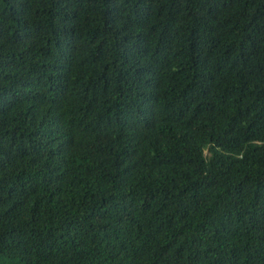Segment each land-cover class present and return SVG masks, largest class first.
I'll return each mask as SVG.
<instances>
[{
	"label": "trees",
	"instance_id": "1",
	"mask_svg": "<svg viewBox=\"0 0 264 264\" xmlns=\"http://www.w3.org/2000/svg\"><path fill=\"white\" fill-rule=\"evenodd\" d=\"M0 264H264V0H0Z\"/></svg>",
	"mask_w": 264,
	"mask_h": 264
}]
</instances>
